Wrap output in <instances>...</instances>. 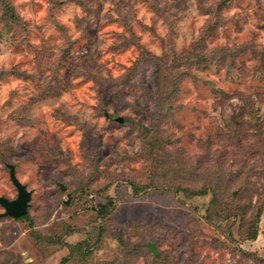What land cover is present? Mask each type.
Here are the masks:
<instances>
[{"label": "rangeland", "instance_id": "rangeland-1", "mask_svg": "<svg viewBox=\"0 0 264 264\" xmlns=\"http://www.w3.org/2000/svg\"><path fill=\"white\" fill-rule=\"evenodd\" d=\"M9 164L0 264H264V0H0Z\"/></svg>", "mask_w": 264, "mask_h": 264}, {"label": "water", "instance_id": "water-1", "mask_svg": "<svg viewBox=\"0 0 264 264\" xmlns=\"http://www.w3.org/2000/svg\"><path fill=\"white\" fill-rule=\"evenodd\" d=\"M116 119L122 121V117H117ZM8 167L9 178L16 188V196L15 198L9 199L0 195V205L3 207V212L0 213V216L19 217L27 212L32 190L27 189L26 186L18 180L15 175V168L12 164H9ZM61 188H63V186H61Z\"/></svg>", "mask_w": 264, "mask_h": 264}, {"label": "trees", "instance_id": "trees-1", "mask_svg": "<svg viewBox=\"0 0 264 264\" xmlns=\"http://www.w3.org/2000/svg\"><path fill=\"white\" fill-rule=\"evenodd\" d=\"M27 213V212H26ZM26 213L24 214V215H22V216H19V217H23V216H25L26 217Z\"/></svg>", "mask_w": 264, "mask_h": 264}]
</instances>
